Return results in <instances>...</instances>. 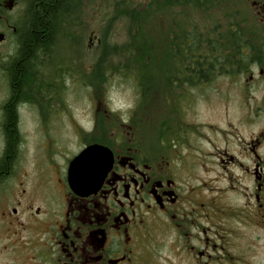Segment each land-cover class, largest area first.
<instances>
[{"label": "flooded vegetation", "instance_id": "flooded-vegetation-1", "mask_svg": "<svg viewBox=\"0 0 264 264\" xmlns=\"http://www.w3.org/2000/svg\"><path fill=\"white\" fill-rule=\"evenodd\" d=\"M7 1L0 0V20L17 34L2 16ZM242 5L251 19L241 18ZM214 8L218 24H195L189 41L220 47L159 69L150 104H140L138 91L137 119L101 139L91 133L76 154L47 152L24 182H13L20 151L12 156L0 182V236L10 264H158L163 249L167 264H264V0ZM233 11L236 20L227 19ZM2 70L5 158L13 68ZM24 98L15 102L18 134ZM149 115L153 133L141 130ZM92 144L109 151L91 177L70 180L71 162Z\"/></svg>", "mask_w": 264, "mask_h": 264}, {"label": "rangeland", "instance_id": "rangeland-1", "mask_svg": "<svg viewBox=\"0 0 264 264\" xmlns=\"http://www.w3.org/2000/svg\"><path fill=\"white\" fill-rule=\"evenodd\" d=\"M28 1L18 0L11 10L3 9L2 16L15 24L17 34L5 28L0 20V33L7 38L0 41V162L4 158L1 106L9 94L2 69L10 66L20 44L21 22L28 15ZM171 1L76 0V13L66 31L69 35H60L55 43L52 69L47 72L46 67H41L38 71L36 79L44 82L43 91L35 94L33 100H26L25 106L19 109L21 164L16 168L14 183L19 179L27 181L36 163L44 160L47 152L65 156L76 154L91 133L93 138L101 139L107 129L117 131L122 121L138 118L140 82L132 70L139 66L134 60L135 51H130L134 46L129 48V44L135 43L132 36L137 30L131 29L127 15L133 12L140 15L142 31L152 42L149 46L151 59L147 57L142 61L151 65L152 76L159 73V68L167 67L166 57L172 53L174 37L181 39V28L188 31L196 24V28L207 29L219 22L213 18L217 6L211 0L203 4L183 0L186 3L173 6L169 5ZM242 8L251 15L247 5ZM98 57H103V68H97ZM149 116L151 118L146 117L141 124V130L153 133L157 125H151L153 116ZM57 160L64 165L65 157H57ZM5 237L0 236V264H10L3 252ZM168 257L167 250L163 249L157 257L158 264H167Z\"/></svg>", "mask_w": 264, "mask_h": 264}, {"label": "trees", "instance_id": "trees-1", "mask_svg": "<svg viewBox=\"0 0 264 264\" xmlns=\"http://www.w3.org/2000/svg\"><path fill=\"white\" fill-rule=\"evenodd\" d=\"M169 1V0H168ZM208 0H196L198 4H203ZM228 0H211L212 4L215 6L220 4H226ZM169 3V2H168ZM186 3L183 0H172L171 4H182ZM28 15L24 21L21 22L22 29L20 30V44L18 56L12 61L9 67H12L11 76V98L12 103L6 104L5 110L7 113V123L6 126V136L8 142V148L6 157L3 158L0 166V182L6 179V173L10 169L11 159L14 154L19 151L20 147V134L17 131L16 122V100L18 98H24L26 101L33 100L35 94L41 93L44 89V82H38L36 77L39 76L38 71L42 67H46L47 72L52 69V55L54 52V46L58 37L64 36L67 33V28L70 26V20L76 13V0H29L28 1ZM243 19H251L250 13L241 12ZM228 18L235 19V11L227 13ZM127 19L130 22L131 29L137 30V32L132 36V40L135 43L129 44L130 51L134 53L135 51V63L138 64V69L133 68L134 75L136 79L140 82L138 89L143 95L141 98V105L151 103V91L150 85L153 83V77L151 74V65L147 66L145 61L147 57L151 59L150 52L152 51L149 46L152 43L146 34L142 31V18L136 12L127 15ZM213 15L215 21L219 19ZM178 24V23H177ZM182 37L180 39L181 43L177 44L176 36L172 44V53L166 57V66L168 67L173 63L174 67H178V57H188L196 54H207L212 49L220 47V43L213 42V44L208 47H201L198 44L190 43V36L188 31L180 30ZM129 51V53H130ZM107 54V53H104ZM155 59V58H154ZM103 57H98L97 68L100 66L103 68ZM61 65V64H60ZM165 66H163L164 68ZM165 67V68H167ZM161 69V68H159ZM130 72V71H127ZM40 73H43L40 71ZM51 73V72H50ZM101 75V74H96Z\"/></svg>", "mask_w": 264, "mask_h": 264}, {"label": "water", "instance_id": "water-1", "mask_svg": "<svg viewBox=\"0 0 264 264\" xmlns=\"http://www.w3.org/2000/svg\"><path fill=\"white\" fill-rule=\"evenodd\" d=\"M13 1H7V9L11 10ZM4 36L0 33V41H3ZM109 151L107 148L98 144L87 146L79 155H77L69 167V179H87L92 176L94 170L97 168L98 158L103 157L105 152ZM111 153V152H110ZM109 168V167H108ZM107 170V168H106ZM73 189H80L88 186L84 183H70Z\"/></svg>", "mask_w": 264, "mask_h": 264}]
</instances>
